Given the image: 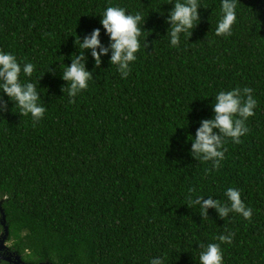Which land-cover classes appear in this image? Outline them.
<instances>
[{"label": "trees", "instance_id": "trees-1", "mask_svg": "<svg viewBox=\"0 0 264 264\" xmlns=\"http://www.w3.org/2000/svg\"><path fill=\"white\" fill-rule=\"evenodd\" d=\"M177 0H0V51L31 62L46 111L21 114L0 89V218L10 249L32 264H200L219 244L223 264H264V0H237L230 35L218 36L220 0H198V21L171 47ZM108 6L140 13L141 47L122 78L100 20ZM100 29L97 65L79 47ZM100 51L99 48L96 49ZM83 52L88 87L68 95L64 68ZM2 83V80H0ZM252 89L254 115L214 165L195 155L215 94ZM238 118V117H234ZM239 190L250 219L195 201L228 204ZM3 226L0 223V233ZM232 234L231 243L220 235ZM0 264H9L0 261Z\"/></svg>", "mask_w": 264, "mask_h": 264}, {"label": "clouds", "instance_id": "clouds-1", "mask_svg": "<svg viewBox=\"0 0 264 264\" xmlns=\"http://www.w3.org/2000/svg\"><path fill=\"white\" fill-rule=\"evenodd\" d=\"M222 16L218 20L215 34L230 35L232 26L236 22L237 0H220ZM198 0H177L174 8L170 11L168 20L171 24L168 33L169 44L171 47L180 45V34H190V30L198 21ZM100 23L110 40L112 54L110 62L117 66V70L122 78H126L130 72V65L137 59L136 53L140 50L141 29L139 24L142 20L140 13L129 14L122 7L108 6L101 14ZM100 29H94L89 36H86L79 47L81 49H91V55L98 65L100 56L108 51L101 47L99 39ZM100 51L97 52L96 49ZM84 56L74 57L70 65L64 68L62 78L70 82L68 95L76 96L80 91L88 87V81L91 80V73L85 69ZM34 71V65L31 62H20L16 56L10 52L0 51V89L15 101L20 108L21 114L31 115L38 121L46 109L39 103L36 85L33 82L20 83L19 76L23 72L26 76H31ZM252 89L245 87L243 89L234 88L228 91L220 90L215 94V103L213 110L214 119L201 121L200 127L195 133L192 143V149L195 155H201L203 160H212L216 165L224 158L222 150L224 141L220 136L213 132V129H219L225 137H230L233 142H239L241 136L248 132L244 121L254 115V109L257 100L253 97ZM234 117H238L235 118ZM228 204H221L211 198L201 202L197 197L196 203L201 210L208 207H214L218 210L220 216L224 217L229 212H235L242 215L245 219H250L252 209L247 207L242 199L239 190L227 188L224 193ZM218 239L221 242L231 243L232 234L220 235ZM200 264H223V256L219 244L209 243L199 255ZM149 264H164L162 257L150 258Z\"/></svg>", "mask_w": 264, "mask_h": 264}, {"label": "water", "instance_id": "water-1", "mask_svg": "<svg viewBox=\"0 0 264 264\" xmlns=\"http://www.w3.org/2000/svg\"><path fill=\"white\" fill-rule=\"evenodd\" d=\"M2 216L0 218V223L3 226V231L0 233V261L8 262L9 264H32L24 262L21 256L15 251L11 250L7 245L6 240L8 237V225L6 224L5 216L3 210L1 209ZM38 264H50L49 262L38 263Z\"/></svg>", "mask_w": 264, "mask_h": 264}, {"label": "rangeland", "instance_id": "rangeland-1", "mask_svg": "<svg viewBox=\"0 0 264 264\" xmlns=\"http://www.w3.org/2000/svg\"><path fill=\"white\" fill-rule=\"evenodd\" d=\"M8 246H11V243L10 242H6Z\"/></svg>", "mask_w": 264, "mask_h": 264}, {"label": "flooded vegetation", "instance_id": "flooded-vegetation-1", "mask_svg": "<svg viewBox=\"0 0 264 264\" xmlns=\"http://www.w3.org/2000/svg\"><path fill=\"white\" fill-rule=\"evenodd\" d=\"M25 262V261H24Z\"/></svg>", "mask_w": 264, "mask_h": 264}]
</instances>
